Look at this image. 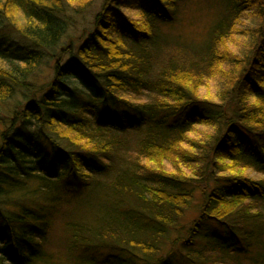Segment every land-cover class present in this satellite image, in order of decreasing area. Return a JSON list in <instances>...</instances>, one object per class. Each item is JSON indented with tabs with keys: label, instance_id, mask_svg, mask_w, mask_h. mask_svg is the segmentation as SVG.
I'll return each instance as SVG.
<instances>
[{
	"label": "trees",
	"instance_id": "1",
	"mask_svg": "<svg viewBox=\"0 0 264 264\" xmlns=\"http://www.w3.org/2000/svg\"><path fill=\"white\" fill-rule=\"evenodd\" d=\"M127 1L0 0V264H264V0Z\"/></svg>",
	"mask_w": 264,
	"mask_h": 264
},
{
	"label": "rangeland",
	"instance_id": "2",
	"mask_svg": "<svg viewBox=\"0 0 264 264\" xmlns=\"http://www.w3.org/2000/svg\"><path fill=\"white\" fill-rule=\"evenodd\" d=\"M144 1L145 0H128L126 4L122 5V10L127 15L137 16V14L140 12V8L144 4ZM178 5V20L173 26H169L168 30L171 31L174 39H179L181 43L184 42L191 44L202 42L207 30L212 25L217 16V13L219 12L221 0H181ZM99 7L100 1L91 9V11L89 12L90 16H92L93 13L97 12L99 10ZM244 22L246 23L245 27L253 26L254 24H256L252 21L251 18L248 17ZM236 40L237 42H239V45L229 43L228 47L233 50V52L243 55V51L248 45L247 38L240 35L238 38H236ZM47 71L44 72L46 73ZM209 88L210 91L206 94H209L211 96H213L211 93L212 91H217L219 89L218 85H216L215 83L212 86H209ZM148 98L151 97L147 94L143 96L144 100H148ZM250 173L254 177L264 179V170H252ZM197 199L198 200L196 201V205L202 202L200 191H198L197 193ZM196 216L197 210L189 212L186 217V222L187 220H192Z\"/></svg>",
	"mask_w": 264,
	"mask_h": 264
}]
</instances>
